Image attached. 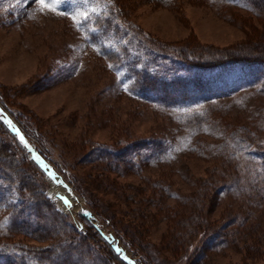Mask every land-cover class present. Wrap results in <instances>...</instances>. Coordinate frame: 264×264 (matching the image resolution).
<instances>
[{
	"label": "rangeland",
	"instance_id": "374dc122",
	"mask_svg": "<svg viewBox=\"0 0 264 264\" xmlns=\"http://www.w3.org/2000/svg\"><path fill=\"white\" fill-rule=\"evenodd\" d=\"M101 1L0 0V119L12 133L0 124V144L24 197H43L0 204V252L35 264L31 245L75 239L79 254L62 261L264 264V63L227 61L187 83L172 68L179 102L139 97L106 53L125 38L88 33ZM113 1L140 49L137 36L175 58L264 54V0ZM52 182L76 197L73 212Z\"/></svg>",
	"mask_w": 264,
	"mask_h": 264
},
{
	"label": "trees",
	"instance_id": "16d2710c",
	"mask_svg": "<svg viewBox=\"0 0 264 264\" xmlns=\"http://www.w3.org/2000/svg\"><path fill=\"white\" fill-rule=\"evenodd\" d=\"M104 1L105 2L101 1L102 4L101 10L103 11V13L105 12L106 15L103 16L101 14H96L93 17V22H92V25L93 27L96 28V30L88 31V33L93 38L100 35L109 36V37L120 36L125 38L123 39L126 40L124 42L125 44L121 43L120 45L116 46L114 49L109 50L110 53L108 51H106V53L109 54V59L112 61L113 64L117 65L119 69L121 68L122 65L123 66L127 65L125 70L129 72H127L126 74L128 76H131L130 83L132 86V90L139 97L152 101H166L168 99L175 101L177 97L176 86L178 83L174 81V78L175 77L177 78V75L171 76V74L174 72L172 68L175 69L178 68L179 70L184 72L186 71L187 77H183L182 81L184 80L185 83H187L190 80V77L192 80L197 81L198 76L200 74H208L212 70L225 65L227 61L240 63V64L243 63L246 66H248V64L251 65L257 62L264 63V60H262V58L259 57L264 54H251L247 56L241 54H220V55H215L211 58H204V59L203 58L187 59L185 56H181L179 58L169 57L168 54L166 55L158 48H156V50L152 49L151 43L147 42L144 38L137 36L139 41L143 43L145 42V44H141L140 42L141 44V49H140L138 45L130 43L131 42L130 39L132 38L134 39V37H136L135 35L136 33L132 31L133 30L132 27H130L128 24H126L120 19V14L118 12L119 7H116L113 0H110V2L108 0H104ZM118 19H120V21ZM85 29L88 30V27L86 26ZM142 57L146 59L148 58L147 59L148 63L143 67L138 66ZM151 61H153L154 63H151ZM149 65H154V66L150 68ZM174 74H176V72H174ZM175 80H179V79L177 78ZM177 102H179V100ZM17 123L19 127L24 131L21 124L19 122ZM0 124H2V126L9 133H11L2 119H0ZM6 147L7 146L5 144L4 145L0 144V204L7 203L9 202V200L11 199L14 200L13 198L18 197L17 200H14L17 206L30 208L28 206V198L30 197L32 198V200L35 198L37 199L39 195L36 194L37 192L34 190L33 187L32 188L30 187L32 193L27 198L24 197L21 188L26 183L25 182L26 180L24 181V179L21 178V175L18 174L19 172L18 167H15L16 168L15 169L11 166L12 163L11 161L8 160V158L11 156L10 154L11 151H9L8 147L7 148ZM37 147L39 154H41L44 159H47L44 150L39 146ZM261 154L264 156V149H262ZM29 160L42 172V169L40 168V165L37 161L31 158ZM15 192H18L17 196L12 195V193L15 194ZM41 197H39V199H41ZM39 206L40 205L37 204V208H39ZM14 212H16V208L12 209V213ZM80 217L84 219L85 214L80 215ZM38 218L41 219V217ZM55 220H60V219H54V221ZM19 223L21 222L15 221L14 225L18 226L17 224ZM88 224L89 227H91L94 230V232H96L98 235H101L91 223L88 222ZM37 225L38 224H35L36 228ZM40 225L41 224H39V226ZM58 225L61 228L63 226H68V223H66L63 219H61ZM75 227L78 228L77 226ZM36 228L33 227L31 231L36 230ZM215 235H217L218 237L219 236L222 237V234L220 232L216 233ZM101 238L107 243L110 250L113 253H115L110 243H108L103 237ZM78 246L81 245L79 241L75 239L74 241L65 239L63 240L62 243L58 242L54 246L51 245L40 248L31 245V247L35 249L36 252L34 254L35 264H75L69 260L62 261L60 256L61 254H66L67 256L70 257L72 254H79L80 248ZM2 256L8 258L9 261L8 264H26L23 260L22 262H19L18 261L19 259L18 257H16V255L9 256V254L7 253L0 252V258ZM13 257H15L16 259Z\"/></svg>",
	"mask_w": 264,
	"mask_h": 264
},
{
	"label": "bare ground",
	"instance_id": "6f19581e",
	"mask_svg": "<svg viewBox=\"0 0 264 264\" xmlns=\"http://www.w3.org/2000/svg\"><path fill=\"white\" fill-rule=\"evenodd\" d=\"M51 189L53 192H55V195L58 197H61L63 200H65V204H62V202H59L61 204V207L63 209L69 208L70 211L73 212L76 206V197L70 193L65 187H59L55 184V182H52Z\"/></svg>",
	"mask_w": 264,
	"mask_h": 264
},
{
	"label": "snow or ice",
	"instance_id": "6c2138e0",
	"mask_svg": "<svg viewBox=\"0 0 264 264\" xmlns=\"http://www.w3.org/2000/svg\"><path fill=\"white\" fill-rule=\"evenodd\" d=\"M37 2L40 4L42 9H48L55 11L60 3V0H55L54 3H45V0H37Z\"/></svg>",
	"mask_w": 264,
	"mask_h": 264
},
{
	"label": "water",
	"instance_id": "95a60500",
	"mask_svg": "<svg viewBox=\"0 0 264 264\" xmlns=\"http://www.w3.org/2000/svg\"><path fill=\"white\" fill-rule=\"evenodd\" d=\"M0 112L4 115V116H7L6 115V113L0 108ZM13 125V127L15 128V129H17V131H18V133L20 134V136L22 135L23 136V134H22V132L18 129V127L15 125V124H12ZM24 137V136H23ZM25 138V137H24ZM87 212L86 213H88L89 211L88 210H86ZM90 214V213H89ZM107 240H110L109 238H106ZM116 251H118V249H116ZM129 263L130 264H136L135 263V261L134 260H129Z\"/></svg>",
	"mask_w": 264,
	"mask_h": 264
}]
</instances>
